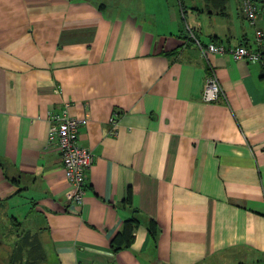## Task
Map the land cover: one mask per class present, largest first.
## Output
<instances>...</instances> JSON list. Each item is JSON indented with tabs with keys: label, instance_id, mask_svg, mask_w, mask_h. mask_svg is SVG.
I'll return each instance as SVG.
<instances>
[{
	"label": "crops",
	"instance_id": "0c3cea01",
	"mask_svg": "<svg viewBox=\"0 0 264 264\" xmlns=\"http://www.w3.org/2000/svg\"><path fill=\"white\" fill-rule=\"evenodd\" d=\"M235 1L0 0V203H30L55 264H264V4L250 23ZM191 33L263 62L203 53ZM65 108L87 116L94 155L80 205L47 145Z\"/></svg>",
	"mask_w": 264,
	"mask_h": 264
},
{
	"label": "built area",
	"instance_id": "2783aa9c",
	"mask_svg": "<svg viewBox=\"0 0 264 264\" xmlns=\"http://www.w3.org/2000/svg\"><path fill=\"white\" fill-rule=\"evenodd\" d=\"M259 4L254 0H241L240 8L250 23H253L259 11ZM262 33H256V41L260 42ZM191 37L197 48L203 53L230 55L235 59H242L248 63H262V55L258 49L245 45L226 46L214 42L203 44L192 33ZM264 69V62H263ZM222 95L218 80L213 74L206 77L201 97L206 102L216 101ZM87 119H78L69 115L67 109L50 110L47 113L48 131L47 145L55 147L60 155L65 178L69 189L65 193L66 199L73 205L82 203L88 170L93 162V153L79 143V127ZM114 115L110 118L115 123Z\"/></svg>",
	"mask_w": 264,
	"mask_h": 264
},
{
	"label": "rangeland",
	"instance_id": "374dc122",
	"mask_svg": "<svg viewBox=\"0 0 264 264\" xmlns=\"http://www.w3.org/2000/svg\"><path fill=\"white\" fill-rule=\"evenodd\" d=\"M229 3L236 5L235 0H229ZM262 4H259V8ZM29 207L30 203H19L14 207H8L5 202L0 203V264L9 256L13 257V264H55L50 249L40 238L42 233L33 226L34 220L25 221Z\"/></svg>",
	"mask_w": 264,
	"mask_h": 264
},
{
	"label": "trees",
	"instance_id": "16d2710c",
	"mask_svg": "<svg viewBox=\"0 0 264 264\" xmlns=\"http://www.w3.org/2000/svg\"><path fill=\"white\" fill-rule=\"evenodd\" d=\"M204 1L211 7L222 8L227 0H204ZM190 39H192V37H190ZM168 54H171V53H168ZM127 200L130 201L129 195H127ZM135 212L136 210H133V213ZM138 224H139V220L135 216V214L127 218H124L122 220L121 228L111 237L110 242H109L110 249L112 252H116L117 250L121 248L128 247L131 244L133 240L134 229ZM148 229L151 235H155L156 223L154 222L153 219L149 220ZM3 262L4 263L6 262L5 264H13L14 259L12 256H9V258L3 259Z\"/></svg>",
	"mask_w": 264,
	"mask_h": 264
},
{
	"label": "water",
	"instance_id": "95a60500",
	"mask_svg": "<svg viewBox=\"0 0 264 264\" xmlns=\"http://www.w3.org/2000/svg\"><path fill=\"white\" fill-rule=\"evenodd\" d=\"M254 1L258 3H264V0H254Z\"/></svg>",
	"mask_w": 264,
	"mask_h": 264
}]
</instances>
